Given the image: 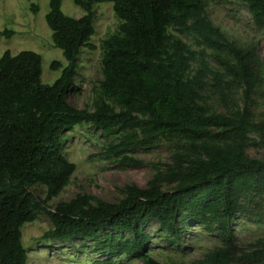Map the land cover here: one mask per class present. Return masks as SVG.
<instances>
[{
    "label": "trees",
    "instance_id": "16d2710c",
    "mask_svg": "<svg viewBox=\"0 0 264 264\" xmlns=\"http://www.w3.org/2000/svg\"><path fill=\"white\" fill-rule=\"evenodd\" d=\"M242 1L251 21L264 26V0ZM72 2L83 12L78 18L63 15L60 0H48L44 15L51 44L65 61L50 63V70L60 69L50 85L40 81L38 54L0 55V264H26L20 228L37 213L49 222L42 241H89L98 258L88 264H113L119 256L161 264L148 252L151 237L142 231L148 220L174 239L181 230L176 221L220 236V246L195 264H264V241L239 249L229 227L239 215L255 223L264 219V157L245 153L251 133L264 147V115L255 121L250 111L264 80L255 46L229 41L206 19L203 0ZM94 3H111L118 24L99 43L101 80L91 109H77L65 97L80 50L94 49ZM171 30L192 36L200 56L208 50L217 67L200 59L192 75L196 59ZM206 98L230 102L233 109L216 112ZM83 124L101 132L107 143L100 154L118 164L140 167L143 162L130 154L160 140L172 143L170 163L156 169L144 187L125 185L117 202L76 194L48 210L45 203L74 171L61 137ZM33 186L44 188L43 200L29 193Z\"/></svg>",
    "mask_w": 264,
    "mask_h": 264
},
{
    "label": "rangeland",
    "instance_id": "374dc122",
    "mask_svg": "<svg viewBox=\"0 0 264 264\" xmlns=\"http://www.w3.org/2000/svg\"><path fill=\"white\" fill-rule=\"evenodd\" d=\"M206 19L229 40L239 47L255 46L256 54L262 63L264 76V26L257 27L250 19L242 0H203ZM31 5L37 7L33 13ZM48 10V0H0V32L9 31L8 35L0 36V55L7 50L11 55L19 51H31L40 56V81L50 85L60 74V69L50 70L52 61L62 66L65 61L61 51L54 48L50 40V31L44 22ZM60 11L63 15L78 18L83 12L75 6L72 0H60ZM93 27L94 34L89 43L94 49L82 48L76 59L72 82L67 89L65 100L74 108L91 109L93 88L101 80L100 73V40L113 33L117 20L113 16L111 3H94ZM185 43L196 60L191 62L192 72L201 59L209 67L216 68L215 61L206 50L205 56H200L201 46L197 45L190 35L171 30ZM205 79V78H204ZM240 92L234 94V101L239 99ZM211 109L224 113L232 110L230 102L221 103L218 99H205ZM239 104V102H238ZM252 118L260 121L264 115V80L253 96L251 106ZM245 153L248 157L261 159L264 157V147L256 134H248ZM63 153L66 160L74 165V171L68 184L53 199L45 203L51 210L60 201H67L76 194H89L109 203L117 202L123 195L125 185L134 184L144 187L156 169L162 170L170 163L172 143L158 141L149 149H136L130 155L143 164L140 167L118 164L112 158L100 154L107 143L98 129L90 125L75 126L65 131L61 137ZM171 187L162 186L168 191ZM29 193L39 200L44 199V188L33 186ZM264 208V204L262 203ZM180 228L177 239L168 236L152 221H146L142 231L151 239L148 244L149 255L161 264H195L211 249L220 246L222 238L199 224H182L176 221ZM230 232L239 249L254 246L257 241H264V219L260 223L248 221L239 215L229 222ZM49 228L45 214L37 213L34 221L24 223L21 228V245L26 252V264H88L98 256L91 253L89 241L69 239L65 242H45L40 239L42 233ZM113 264H141L137 259L119 256L113 259Z\"/></svg>",
    "mask_w": 264,
    "mask_h": 264
}]
</instances>
